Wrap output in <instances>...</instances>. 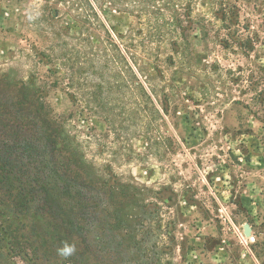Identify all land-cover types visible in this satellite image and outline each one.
I'll list each match as a JSON object with an SVG mask.
<instances>
[{"label": "rangeland", "instance_id": "rangeland-1", "mask_svg": "<svg viewBox=\"0 0 264 264\" xmlns=\"http://www.w3.org/2000/svg\"><path fill=\"white\" fill-rule=\"evenodd\" d=\"M114 2L0 0V119L6 82L32 76L52 115L117 133L115 171L168 202L174 264H264V0ZM0 264H31L10 254L1 205Z\"/></svg>", "mask_w": 264, "mask_h": 264}, {"label": "trees", "instance_id": "trees-1", "mask_svg": "<svg viewBox=\"0 0 264 264\" xmlns=\"http://www.w3.org/2000/svg\"><path fill=\"white\" fill-rule=\"evenodd\" d=\"M94 2L101 8V0ZM104 3L117 6L114 0ZM125 40L129 36H122ZM56 59H66L65 53ZM76 78L75 67L66 71L68 86ZM4 87L12 97L4 94L0 119V205L10 254L31 264H174L170 226L164 230L158 222L163 207L156 201L168 202L115 171L117 153L103 140L117 133L84 135L71 117L52 115L46 85L32 76L7 81ZM144 96L151 100L148 93ZM132 106L147 111L139 97ZM105 155L110 157L107 165ZM65 241L76 252L61 259L57 249Z\"/></svg>", "mask_w": 264, "mask_h": 264}, {"label": "clouds", "instance_id": "clouds-1", "mask_svg": "<svg viewBox=\"0 0 264 264\" xmlns=\"http://www.w3.org/2000/svg\"><path fill=\"white\" fill-rule=\"evenodd\" d=\"M76 252V246L69 244L66 241L63 242L62 246L57 249V255L61 259H68Z\"/></svg>", "mask_w": 264, "mask_h": 264}, {"label": "water", "instance_id": "water-1", "mask_svg": "<svg viewBox=\"0 0 264 264\" xmlns=\"http://www.w3.org/2000/svg\"><path fill=\"white\" fill-rule=\"evenodd\" d=\"M245 235L246 236H250L251 235V227L250 226H246V228H245Z\"/></svg>", "mask_w": 264, "mask_h": 264}]
</instances>
